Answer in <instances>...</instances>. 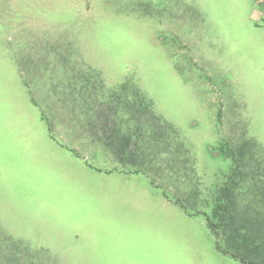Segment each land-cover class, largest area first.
<instances>
[{"label": "rangeland", "instance_id": "1", "mask_svg": "<svg viewBox=\"0 0 264 264\" xmlns=\"http://www.w3.org/2000/svg\"><path fill=\"white\" fill-rule=\"evenodd\" d=\"M249 139L264 0H0V264H241L203 214Z\"/></svg>", "mask_w": 264, "mask_h": 264}, {"label": "trees", "instance_id": "2", "mask_svg": "<svg viewBox=\"0 0 264 264\" xmlns=\"http://www.w3.org/2000/svg\"><path fill=\"white\" fill-rule=\"evenodd\" d=\"M122 137L123 143L117 154L124 164L122 157L127 139L125 135ZM176 138L189 160L184 141L179 134ZM221 151L231 157L230 172L219 189L211 213L203 215L219 252L241 264H264V149L256 139H249L239 150L226 143V150ZM180 206L190 215L185 204ZM47 261L48 264H57L52 259Z\"/></svg>", "mask_w": 264, "mask_h": 264}]
</instances>
